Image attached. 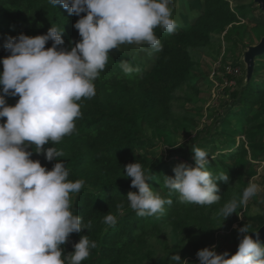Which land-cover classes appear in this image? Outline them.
I'll use <instances>...</instances> for the list:
<instances>
[{"label":"trees","instance_id":"obj_1","mask_svg":"<svg viewBox=\"0 0 264 264\" xmlns=\"http://www.w3.org/2000/svg\"><path fill=\"white\" fill-rule=\"evenodd\" d=\"M83 15L86 13L80 14ZM80 16L69 14L60 4L54 7L48 0H0V60L10 54L4 47L9 36L45 34L52 25L63 26V47L70 50L69 41L74 43L81 39L74 27ZM243 18L254 19L251 4L235 8L230 0H202L201 10L194 21H180L172 33L160 27L154 30L163 48L157 52L150 67L122 49L109 57L105 69L95 81V96L79 102L82 115L75 122L73 134L57 144L43 146L63 151L64 156L57 159L63 161L69 170L68 178L84 181V187L75 195L73 204L82 217V223H90L91 229L71 233L68 241L61 246L65 255L73 252V245L86 235L96 242L97 247L91 250L82 264H146L145 261L154 255L156 240L169 230L175 235L177 246L192 256L194 248L213 236L216 230L228 228L237 219L236 212L224 219L219 210L225 202L242 195L249 184L245 172L252 166L251 159L264 155V114L258 109L264 106V80L258 77L264 62H257L253 78L247 83L241 75L227 74L228 79L236 80L239 85L228 88L231 98L226 100L227 107L220 117V127L227 125L230 115L239 117L240 125L246 127L239 131L237 125L236 132L230 131L232 136H221L223 142H232L230 150L216 156L214 152L209 153L208 167L212 174L229 175L227 184L217 182L221 196L217 204L200 206L182 203L178 193L173 191L171 196L168 195L164 176H174L173 168L182 161L177 160L174 165L173 159L151 158L145 149L149 141L155 140L143 132V122L157 131H171L183 122L185 115L181 108H185L192 96L200 91L196 82L199 51L214 46L220 39L221 31L227 27L224 37L231 40L236 24L242 23ZM259 22L261 27L264 22ZM239 40L241 48L245 49V38L240 36ZM51 45L49 40L45 47ZM124 60L139 67L140 71L124 73L120 67ZM2 70L0 63V72ZM256 129L259 131L256 132ZM222 130L227 129L213 131L208 128L203 138L179 146L174 154L188 159V165H195L192 147L207 150L209 139L217 140ZM249 131H254L252 136H246L251 143L250 150L243 141L237 143L234 137L235 133L246 135ZM31 158L38 159L48 170L57 162L55 159L48 161L44 153L35 151ZM136 161L145 169L152 170L153 179L148 183L153 190L159 192L162 198L172 200L171 205H165L159 219L140 217L130 208L127 194L138 189L131 186L130 177L124 176V166ZM159 188L162 190L159 191ZM108 214L117 218L114 226L103 222ZM244 225L251 232L262 224L253 228L248 222H240L239 227L233 228L239 242L243 234L238 229ZM261 244L264 245V242Z\"/></svg>","mask_w":264,"mask_h":264},{"label":"clouds","instance_id":"obj_2","mask_svg":"<svg viewBox=\"0 0 264 264\" xmlns=\"http://www.w3.org/2000/svg\"><path fill=\"white\" fill-rule=\"evenodd\" d=\"M172 0H48L54 7L63 6L69 14L80 16L74 27L81 39L63 47V26L52 25L47 33L9 36L4 47L10 52L0 60V264H82L97 247L82 235L64 254L71 233L90 230L83 224L73 200L84 187V181L70 180L63 161L64 152L55 147L73 134L81 117L82 99L95 96V81L105 69L110 50L123 44L147 45L145 51L160 52L163 45L155 35L157 27L168 33L177 28L170 7ZM51 40V47H45ZM126 74L139 72L127 60L121 61ZM18 96L14 105L6 97ZM180 145V144H179ZM175 145V146H179ZM33 151L44 153L48 161L57 160L48 170ZM195 166L179 163L174 176H164L168 195L179 194L182 203L211 206L221 200L218 181L229 182V175H213L209 170V153L193 148ZM214 159V157H212ZM124 176L138 189L127 194L130 208L140 217L159 219L171 199L162 198L148 183L152 170L134 162L124 166ZM259 185L249 182L240 197L225 202L219 214L226 219L246 206L257 195ZM114 226L117 218L108 214L103 221ZM242 238L235 254L216 246L197 252L199 264H264V245L253 239L247 225L238 229ZM171 264H189L179 253L169 257Z\"/></svg>","mask_w":264,"mask_h":264},{"label":"rangeland","instance_id":"obj_3","mask_svg":"<svg viewBox=\"0 0 264 264\" xmlns=\"http://www.w3.org/2000/svg\"><path fill=\"white\" fill-rule=\"evenodd\" d=\"M233 7H237L242 4H251L253 7L254 19L243 18L242 23H237L235 31L231 37V40L225 39L224 35L228 31L223 29L220 34V39L213 44L214 46H207L202 51H199V68L197 70L198 79L196 82L200 88V91L192 96V99L186 103L185 108H181V112L185 115V119L179 126L175 127L171 131H157L146 126L143 122V132L149 138L155 141H149L146 151L151 155V158H165L173 159L174 165L177 164V160L182 162H189L188 159L182 157L179 154H174V150L182 145H187L192 140H198L206 135L207 129L212 128L213 131L226 128L222 130V134L218 136L217 140L209 139L207 143L208 153L214 152V155H222L227 152L231 141L229 143L223 142L221 136L231 135V130H235L238 126L239 131L245 129V125H240V119L236 115H230L228 117L227 125L220 127V117L224 115L226 111L227 102L230 99L228 88L231 85L226 83L227 73L226 66L234 65L241 68V76L246 78V65L242 63L244 54V48L241 47L239 40L240 36H243L248 44H256L260 41L264 31V24L260 27L258 25L262 21L264 22V12L260 8L259 4L255 0H230ZM170 7L173 10V18L177 23L180 21H194L196 16L201 10L202 0H172ZM148 46H137L135 44H123L119 49L131 53L137 60H140L145 65L150 67L155 59L157 52L152 51L149 55L146 49ZM117 49L110 50V56H115ZM1 55V54H0ZM240 60L241 62H237ZM258 61L264 62V57L258 55L256 57V64ZM258 77L260 80H264V66L259 70ZM236 81V80H235ZM237 81L232 85L238 86ZM231 87V88H232ZM18 96H7L6 102L9 105H14ZM264 114V106L258 107ZM243 114L244 112L241 111ZM241 117V116H240ZM6 118H0V123H3ZM256 132L259 129L255 130ZM236 132V130H235ZM254 131L246 132L245 134L235 133L234 137L237 143L243 141L245 146L250 150V141L246 139V136H252ZM233 135V134H232ZM231 135V136H232ZM200 136V137H199ZM180 144V145H179ZM179 145V146H175ZM252 166L245 172V178L249 182H254L259 185L260 190L257 195L250 198L247 205L242 210L237 211V219L225 229H218L213 236L208 237L198 247L194 248V254L188 255L184 248L177 246L175 235L169 230L161 234L156 240V247L154 255L151 259L145 261L146 264H171L169 257L173 254L179 253L181 259H186L189 264H199L197 257L198 250L204 247L216 246V251L222 253L227 250L230 253L238 249L239 241L236 239V235L233 233V228H237L240 222H248L253 228L264 223V155L259 158L251 159ZM192 166H195L192 164ZM162 188H159L161 191Z\"/></svg>","mask_w":264,"mask_h":264},{"label":"water","instance_id":"obj_4","mask_svg":"<svg viewBox=\"0 0 264 264\" xmlns=\"http://www.w3.org/2000/svg\"><path fill=\"white\" fill-rule=\"evenodd\" d=\"M255 1L259 4L260 8L264 12V0ZM262 54H264V35L261 37L258 43L248 44L247 47L244 49V54L242 58V61L246 65V78L244 80V83H247L253 78L256 66V57ZM257 233L259 234L260 242H264V223L257 230L251 231L248 234L251 235L253 239H256ZM236 251L230 253L229 256L235 254Z\"/></svg>","mask_w":264,"mask_h":264},{"label":"built area","instance_id":"obj_5","mask_svg":"<svg viewBox=\"0 0 264 264\" xmlns=\"http://www.w3.org/2000/svg\"><path fill=\"white\" fill-rule=\"evenodd\" d=\"M226 73L237 76V75L241 74V68L234 66V65H228V66H226ZM226 83L229 85H233L236 83V81L234 79H228L227 78Z\"/></svg>","mask_w":264,"mask_h":264}]
</instances>
